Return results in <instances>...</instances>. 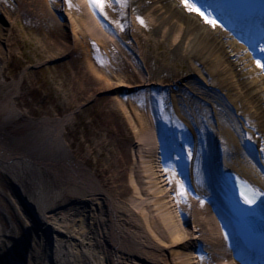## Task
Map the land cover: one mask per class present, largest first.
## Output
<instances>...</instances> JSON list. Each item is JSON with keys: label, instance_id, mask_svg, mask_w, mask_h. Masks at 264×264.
I'll return each instance as SVG.
<instances>
[{"label": "bare ground", "instance_id": "bare-ground-1", "mask_svg": "<svg viewBox=\"0 0 264 264\" xmlns=\"http://www.w3.org/2000/svg\"><path fill=\"white\" fill-rule=\"evenodd\" d=\"M76 1L61 0L55 4L60 10L65 9L63 17L72 25L74 35L76 32L79 35L80 31L90 41L89 44L96 42L102 49L101 62L96 61L92 70L98 80L106 84L113 82L112 91L117 94L123 90H134L143 102L148 101L143 107L137 100L118 97L123 107L128 104L132 119L138 125V131L134 133V146L138 150L135 148L136 159L131 168L136 190L140 192L143 189V179L140 178L149 180L145 183L159 194L162 203L158 205L162 213L156 219L158 230L153 228L149 231L154 244L149 240L136 242L126 235L125 229L130 224L125 218L127 212L123 213L125 210L121 209L123 214L119 215L121 210L117 205L113 206V200L99 188L98 180L85 167L86 163L78 160L64 140V129L70 117L57 119L55 123L49 119L30 120L20 127L14 125L26 131L22 136H5L3 132L7 126L26 115L15 105L16 91L0 104V112L5 117L0 124V170L14 180L27 200L25 208L34 214L31 221L34 233L39 230L36 245L29 244L23 248L30 252V259L22 264H239L226 255L227 251H223L228 245L226 222L219 221L203 199L188 209L177 193L171 198V193L176 190L169 187L171 182L168 179H173L172 172L161 168L164 151L160 147L150 150L147 145L158 133L164 140L165 133V138L169 134L174 136L176 128L192 130L193 125L198 126L204 118L211 120V114L215 119H220V115L229 117L227 113H232L237 120L241 116L248 122V125L243 124L245 134L241 143L249 144L251 153L258 159L257 168L243 165L248 163L247 159L238 158L242 153L239 142L233 144L227 130L205 129L201 134L214 138L213 147L217 151L208 171L217 176L228 172L238 174L264 192V175L260 170V167L264 168V69L258 66L252 50L245 43L223 31L217 21L215 27L206 23L205 18L197 11L189 10L183 0H105L107 7L100 13L104 21L95 10H91V5L82 0L85 7L78 10ZM203 1L209 3L211 0ZM44 2L53 4L51 0ZM188 3L199 8L195 0ZM214 7L217 9L218 5L214 3ZM127 11L129 14L137 13L135 21L130 22ZM143 14L147 16L143 17ZM213 17L208 19L216 20ZM150 27L153 34L144 36L142 33ZM10 29L4 30L7 32L5 37L9 36ZM4 36L0 35V38ZM87 48L91 49V46ZM173 55L177 57L173 59ZM256 57L260 62L259 56ZM106 63L114 73L116 69L122 71L117 74L107 72ZM185 68L190 69L192 76L184 79L179 77V70ZM171 73L176 80L168 83L162 79L170 78ZM159 77L161 79H157ZM159 95L158 101L163 108L160 114H155L152 110L155 111V97ZM225 97L235 106L239 118ZM201 100L209 105L202 104ZM180 105L194 112L187 111V117L179 113L173 115L174 108L181 111ZM241 124L240 119L237 127L240 128ZM191 156L192 153L186 160L190 168L184 166L189 174H193L196 165V158L190 164ZM71 172L74 176L69 179L67 174ZM59 180L65 185L80 184V189L75 192L80 196L73 204H69L72 200L67 199L72 196L67 192L63 194L64 199L58 201L55 184ZM14 216L17 225L22 226L20 231L26 229L18 211ZM108 219L111 223H107ZM163 228L170 234L168 242L161 235ZM15 230L13 227L14 233ZM199 232L204 234L202 245L212 246L213 252L222 256L220 259L196 255L201 239L197 237ZM27 236L32 238V233ZM141 236L144 237L143 234ZM124 243L125 247L122 246ZM141 246L147 250L146 254L142 249L137 251L136 248ZM153 252L157 257L152 256Z\"/></svg>", "mask_w": 264, "mask_h": 264}, {"label": "rangeland", "instance_id": "rangeland-1", "mask_svg": "<svg viewBox=\"0 0 264 264\" xmlns=\"http://www.w3.org/2000/svg\"><path fill=\"white\" fill-rule=\"evenodd\" d=\"M8 28H11L9 36L5 37L7 32L4 30L8 31ZM72 28L55 3L47 4L44 0H0V35L4 36V39L0 38V79L3 84L0 86V104L17 91L15 105L26 114L13 125H8L3 134L20 137L26 131L17 129L14 125L20 127L19 125L22 126L27 121L43 119L55 123L57 119L70 117L63 134L68 148L78 160L86 163L85 167L98 180L99 188L113 200V206L117 205L118 209L125 210L123 213L127 212L125 218L129 219L130 224L125 229L126 235L134 238L136 242L149 240V243L154 244L149 231L153 228L158 230L156 219L162 213L158 204L162 202L157 191L145 183L149 181L147 179L140 178L143 179V189L140 192L136 190L131 168L138 150L134 146V133L138 131V125L132 119L133 114H130L128 104L123 107L118 101V97L131 99L134 94L127 95L126 90L117 94L112 91L113 82L106 84L98 80L92 71L95 67L93 55L98 56V52L95 50L91 54L90 48H87L90 41L80 31L79 35L78 32L74 35ZM146 33L142 34L152 35L153 28L150 27ZM151 44L155 45L154 42ZM176 57L173 55V59ZM154 62L156 64L155 60ZM107 66L108 64L104 67ZM154 68L157 70L156 65ZM105 71L114 73L110 68ZM121 71L116 69L114 74ZM179 72L174 73L180 74L179 77L184 79L191 75L188 68L180 69ZM162 79L171 83L177 78L171 73L170 78ZM139 104L144 103L141 101ZM4 119V114L0 112V124ZM226 129L235 137L230 126H226ZM155 143L156 139L151 138L147 148L153 150ZM67 176L72 179L74 173H68ZM56 182L58 201L64 199L65 192L72 196L71 199L66 198L72 200L69 204L79 198L80 194L75 192L80 189V184L65 185L60 180ZM14 188L13 179L1 170L0 229L5 241V251H2L4 264L27 263L30 252L27 253L23 248L29 247V244L35 246L38 240L31 222L33 214L25 209ZM178 192L181 193L182 189ZM187 201L184 199L182 203L189 208ZM122 210L119 215L123 214ZM17 211L26 227L21 231L22 226L17 225L14 219ZM107 223H111L109 219ZM13 227L16 229L15 233ZM159 229L162 230L160 226ZM29 232L32 233V238L27 236ZM7 235L11 238H6ZM161 235L165 241H170V234L164 228ZM202 235L199 232L197 237ZM123 245L125 247L126 243ZM136 249H142L143 253L147 251L142 246ZM22 250L23 257L20 256ZM99 250L100 248L97 251ZM177 250L181 251V248ZM152 256L157 257L156 252Z\"/></svg>", "mask_w": 264, "mask_h": 264}, {"label": "snow or ice", "instance_id": "snow-or-ice-1", "mask_svg": "<svg viewBox=\"0 0 264 264\" xmlns=\"http://www.w3.org/2000/svg\"><path fill=\"white\" fill-rule=\"evenodd\" d=\"M183 2L185 3V6L189 8V10H195V11H197L198 14H200L201 16H203L208 23L212 24L213 27L216 26V21L215 20L208 19V17L203 12H201L199 9L195 8L194 5L189 4L188 3V0H183ZM89 3L94 8L99 9L101 12H103L104 8L107 7V4L105 3V0H89ZM140 22L141 23H144L143 20H141ZM261 51H264V49H261ZM257 64L260 67H264V64H260L259 61H257ZM181 189H182L181 194H185L184 191H183V185H181ZM245 202L248 203V204H252L254 201L248 199L247 196H245Z\"/></svg>", "mask_w": 264, "mask_h": 264}]
</instances>
